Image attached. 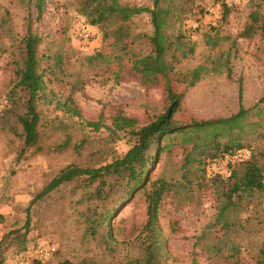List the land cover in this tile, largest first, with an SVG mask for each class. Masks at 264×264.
I'll list each match as a JSON object with an SVG mask.
<instances>
[{
	"label": "rangeland",
	"instance_id": "obj_1",
	"mask_svg": "<svg viewBox=\"0 0 264 264\" xmlns=\"http://www.w3.org/2000/svg\"><path fill=\"white\" fill-rule=\"evenodd\" d=\"M174 1L177 11L184 8L176 29L186 35L188 46L194 50L179 63L177 72L199 65L210 68L194 86H189L180 76L176 84L171 81L172 89L183 97L177 119L228 118L237 114L242 105L250 111L242 121L243 130L237 131V135L242 142L255 147L253 152L264 166V38L247 39L241 35L254 11L264 18V0ZM222 1L231 8L228 21L223 25L220 21ZM125 2L152 6V0ZM29 9L28 0H0V113L16 82L17 42L26 28ZM32 10L36 15L35 9ZM75 13L72 0H47L42 18L34 21V32L41 39L42 68H47L45 80L50 88L63 96L71 95L84 119L89 121L97 120L102 114L105 123L110 124L115 112L122 110L142 125L163 112L167 106L163 79L160 78L162 85L148 87L133 73L126 74L134 56H144L152 50L144 37L151 30L148 29L151 28L149 15H143L139 21L131 20L132 37L128 28L112 20L100 28L92 26L96 36L90 46L83 48L81 43L87 41L75 38ZM259 16L255 17V22L261 24ZM208 37L218 40L215 50ZM221 53L225 63L212 69L209 57L215 59ZM90 135L98 139L101 133L91 132ZM121 137L115 148L124 154L130 146L129 138ZM223 140L226 142V137ZM19 144L14 135L0 131L2 264H8L18 252L47 244H54L58 250L50 264L66 259L121 264L141 253V238L146 234L148 220V202L141 191H135L122 201L113 214L111 224L117 244L113 245L114 252H108L102 241H94L85 234V214L93 202L81 184L62 185L31 205L62 169L80 160L78 156L73 151L56 153L45 148L36 153L30 150L21 157ZM186 157L184 148L174 146L171 152L162 155L149 174L183 184L180 180ZM192 157L194 161L188 175L194 182L192 189L181 188L171 194L158 212L156 234L161 236L169 255L165 264H235L237 260L256 264L264 247L262 208L258 202L249 208L245 206L238 218L242 225L226 229L217 220L221 190L211 179L203 178V174L196 178V160L202 158V153L194 152ZM261 201L264 203V198ZM29 207L30 222L27 223Z\"/></svg>",
	"mask_w": 264,
	"mask_h": 264
},
{
	"label": "trees",
	"instance_id": "obj_2",
	"mask_svg": "<svg viewBox=\"0 0 264 264\" xmlns=\"http://www.w3.org/2000/svg\"><path fill=\"white\" fill-rule=\"evenodd\" d=\"M46 1L28 0L30 9L26 28L17 42L19 60L15 72L16 82L8 94L6 107L0 113V131L19 139L18 153L21 157L30 150L36 153L48 148L56 153L73 151L80 160L62 169L32 200L31 205L62 185L75 182L81 184L88 190V199L93 202L85 214V234L94 241H102L106 245V251L114 252L113 245L117 241L114 240L116 232L111 224L113 214L122 201L135 191H141L148 202V220L145 225L146 234L141 238V253L121 264H165L169 255L161 236L156 234L158 212L171 194L181 188L192 189L194 182L188 176L189 166L194 161L193 153L201 152L202 158L196 160L197 168L194 172L197 179L203 174V178L205 176L211 179L215 187L221 190L218 194V222L230 230L242 225V221L238 219L239 214L245 206L249 208L255 202H258L264 213V203L261 201L264 198V166L253 152L255 147L249 142H242L237 135V131L240 133L243 130L242 121L250 110L241 105L238 113L228 118L189 121L177 119L176 113L183 97L172 89L171 81L176 84L180 76L188 81L189 86H194L202 79L203 73L210 69L209 66L199 65L186 72H177L179 63L194 53L186 42V35L176 29L184 8L177 11L174 0H152V6L131 4L125 0H72L76 11L74 20L76 15H80L89 22L91 28H100L112 20L128 28L131 37V20L134 18V21H139L146 14L150 17L151 28L148 29L151 30L144 37L148 39L152 52L140 57L134 56L126 74L133 73L148 87H158L160 83L162 85V78L167 106L154 119L142 125L122 110L116 111L111 123L107 124L102 114L94 121L84 119L82 110L73 97L61 95L50 88L45 80L47 68H42L41 39L34 32L33 26L34 21L42 18ZM221 10L220 21L223 25L228 21L231 8L222 1ZM258 13L254 11L250 15L251 22L241 34L243 38H264V18ZM256 16H259L261 24L255 22ZM95 36L92 31L90 40L85 44L81 43L83 48L90 46ZM75 38L82 42L77 34ZM208 42L214 50L219 46L218 40L213 37H208ZM224 59L221 53L215 59L209 57L208 64L216 69L221 67L223 61L225 63ZM239 98L242 103V87ZM91 132L101 133L100 138L91 136ZM121 135L129 138L130 144L124 154H120L115 148V144L122 139ZM225 137L226 142L223 140ZM177 145L184 148L187 154L182 164L180 181L183 184L168 181L164 176L153 177L149 174L162 155L171 152ZM240 150H249L251 157L230 163L225 176L214 172L215 164L220 163L224 155H233ZM29 213L30 207L27 223L30 222ZM260 223L264 224V219ZM53 257L44 262L31 260L28 264H50ZM263 259L264 247L259 252L256 264H264ZM3 261L1 259L0 264ZM55 264L100 263L94 260L74 262L66 259ZM235 264L243 263L237 260Z\"/></svg>",
	"mask_w": 264,
	"mask_h": 264
},
{
	"label": "built area",
	"instance_id": "obj_3",
	"mask_svg": "<svg viewBox=\"0 0 264 264\" xmlns=\"http://www.w3.org/2000/svg\"><path fill=\"white\" fill-rule=\"evenodd\" d=\"M76 34L77 37L83 41H88L92 37V29L89 22L80 15L75 16ZM251 157L249 150H240L233 155L226 154L220 163L215 164L214 172L221 174L222 176L227 175V166L235 161L245 160ZM57 247L54 244L40 245L35 249H30L17 254L12 257L11 264H28L31 260L47 261L51 259Z\"/></svg>",
	"mask_w": 264,
	"mask_h": 264
},
{
	"label": "crops",
	"instance_id": "obj_4",
	"mask_svg": "<svg viewBox=\"0 0 264 264\" xmlns=\"http://www.w3.org/2000/svg\"><path fill=\"white\" fill-rule=\"evenodd\" d=\"M10 261H11V259L8 261V264H11V262H10Z\"/></svg>",
	"mask_w": 264,
	"mask_h": 264
}]
</instances>
